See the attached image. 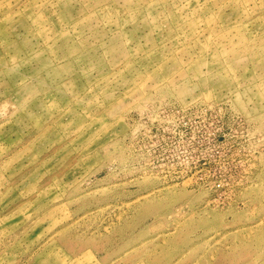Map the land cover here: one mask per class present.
I'll list each match as a JSON object with an SVG mask.
<instances>
[{
    "label": "rangeland",
    "instance_id": "374dc122",
    "mask_svg": "<svg viewBox=\"0 0 264 264\" xmlns=\"http://www.w3.org/2000/svg\"><path fill=\"white\" fill-rule=\"evenodd\" d=\"M0 264H264V0H0Z\"/></svg>",
    "mask_w": 264,
    "mask_h": 264
}]
</instances>
